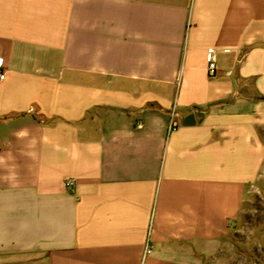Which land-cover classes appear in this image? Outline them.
Returning <instances> with one entry per match:
<instances>
[{
  "label": "crops",
  "instance_id": "1",
  "mask_svg": "<svg viewBox=\"0 0 264 264\" xmlns=\"http://www.w3.org/2000/svg\"><path fill=\"white\" fill-rule=\"evenodd\" d=\"M0 66V264H211L264 162V0H0Z\"/></svg>",
  "mask_w": 264,
  "mask_h": 264
},
{
  "label": "rangeland",
  "instance_id": "2",
  "mask_svg": "<svg viewBox=\"0 0 264 264\" xmlns=\"http://www.w3.org/2000/svg\"><path fill=\"white\" fill-rule=\"evenodd\" d=\"M211 264H264V162L260 178L246 197L241 216Z\"/></svg>",
  "mask_w": 264,
  "mask_h": 264
},
{
  "label": "built area",
  "instance_id": "3",
  "mask_svg": "<svg viewBox=\"0 0 264 264\" xmlns=\"http://www.w3.org/2000/svg\"><path fill=\"white\" fill-rule=\"evenodd\" d=\"M207 73H208V76L211 77V78L216 76L217 67H216V63H215L214 59H212L211 62L209 63L208 68H207ZM4 78H5V74L2 71L1 66H0V81L4 80ZM174 130H176V127H175V125H172L170 127V132H172ZM65 185H66L67 188H70L71 185H72V181L71 180H67ZM149 253H150V243L148 242L146 244L144 254L147 255Z\"/></svg>",
  "mask_w": 264,
  "mask_h": 264
}]
</instances>
